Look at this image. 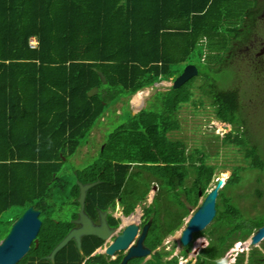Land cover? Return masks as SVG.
Returning <instances> with one entry per match:
<instances>
[{"label": "trees", "instance_id": "16d2710c", "mask_svg": "<svg viewBox=\"0 0 264 264\" xmlns=\"http://www.w3.org/2000/svg\"><path fill=\"white\" fill-rule=\"evenodd\" d=\"M258 6V0H0V242L22 216L13 220L16 212L34 206L42 221L38 246L33 243L18 264L121 262L123 255L115 261L91 256L104 244L96 236L83 237L81 251L72 240L54 261L47 259L76 227L77 182L96 183L85 205L93 220L98 210H115L118 204L129 216L151 185H158L157 192L173 191L169 199L174 203L183 189L187 201L198 204L200 192L206 196L215 186L218 165L208 163L211 155L204 146L189 153L185 141L174 136L181 128L183 106L204 109L206 100L217 123L229 125L222 145L236 146L242 164L233 167L219 191L212 232L195 234L209 240L196 264H222L237 242L247 241L264 225V210L252 216L240 207L243 195L237 193L244 187L245 172L264 171V158L246 135L236 94L222 91L214 77L235 44L244 43L240 34L254 28ZM188 65H195L198 74L178 88L157 91L138 113L130 110L126 121L104 138L94 163L82 169L66 165L88 145L111 105L130 108L137 93L161 79L175 81ZM198 78L206 85L198 84ZM95 87L98 93L89 96ZM144 174L151 181L143 182ZM189 176L194 180L185 189ZM263 195L256 188L253 197ZM159 202L146 209L154 214L146 240L151 248L181 224L168 222L160 229V215L168 213ZM254 204L256 209L260 203ZM181 207L187 209L183 203ZM6 213L12 215L3 221ZM109 222L118 226L121 220L110 215ZM140 263L135 258L128 262ZM234 264H264V241L240 253Z\"/></svg>", "mask_w": 264, "mask_h": 264}, {"label": "rangeland", "instance_id": "374dc122", "mask_svg": "<svg viewBox=\"0 0 264 264\" xmlns=\"http://www.w3.org/2000/svg\"><path fill=\"white\" fill-rule=\"evenodd\" d=\"M260 4L262 5V7L260 8V11L256 13L254 28L250 31L249 34H240L238 39L244 36V43L241 41L236 42L238 44H243L238 46H236L235 44L233 48L234 50L229 52V55L225 57V59H227V64L221 65L218 71L219 73L214 77L216 80V84L222 91L236 94L235 104L237 106V113L239 114L241 122L244 125L246 135L249 137L251 143L257 148L259 153L264 158L263 1H260ZM33 41L36 42V39H33ZM207 74L211 76V79H213V71L209 70L207 71ZM197 80H199V82L197 81L198 84L206 85V83L201 80V78H198ZM173 83L174 80L161 79L159 84L133 96L131 99L132 104L130 108L121 109V104H118V102L114 105H111L105 113L109 117L105 116L104 118H102V124L100 123V125L98 123L96 125V128L92 130L91 134L89 135L90 137L88 138V145L84 148H81L78 151L77 155H75V157L72 158L71 161L66 165L70 167L75 166L76 169H82L94 163V161H96L99 156L98 150L100 146H103L102 144L104 142V138L107 139L108 135L112 132L111 130L115 129L117 125L121 124L120 121H126L124 118L128 117L130 110L133 113H138L141 109L148 106V103L150 102L154 94L157 93V91H165L166 89L172 87ZM136 96L138 99L135 98ZM205 106L206 107L204 109L200 108L199 110L195 109V106L191 104L183 106L180 112V119L182 121L181 128L175 131L174 138L183 139L188 147L189 153H191L192 150L194 151L195 149L204 146L206 148V151L211 155L210 159H208V163L212 165H218L217 179H215V182H217L219 179H225V181H227V179L231 175L233 167L242 164L241 162H239V160L241 159V154L239 153L238 148L234 145L229 147L222 145L221 137H223L225 132L229 131V125L217 123L213 113V108L211 107L209 101H205ZM215 136H219L218 141L215 139ZM243 166L245 167L246 164L244 163ZM136 170H138V168ZM151 177L152 176L150 174H144L141 180L143 182L144 180L148 182L151 181ZM245 178L246 179L244 187H242L241 189L237 188L239 189L237 190V193L243 195L241 196V199L243 200H241L240 202V207L249 210L250 214L253 216L259 211L264 210V195L261 199L258 197H253L256 188H259L264 192V171H247L245 172ZM193 180L194 179L189 176L185 180V183H183V187L185 189H189L192 186ZM213 184L214 183L212 182L211 185ZM156 188H158V185H151L149 194L141 203L138 204L135 210L136 214L134 216L133 213L132 216H134V219H137L143 214L144 211L146 217L148 213L152 217L154 214L149 211L147 212L146 209L149 207L154 208L153 205H156L160 201L161 204H159V208L162 211H166L168 214L164 213L163 215H160L161 217L159 221V228L161 229L162 226L167 225L168 222H170L171 224H177V221H180V227L175 231V233H171L172 236L170 239L173 242L175 241L179 243L181 238L180 233L186 229L188 220L196 212V210L198 209L197 207L199 206V202L201 201L199 200L198 204H190L189 201H187V197L185 196L183 189H180L179 191L181 194L179 196V200H176L177 203H174V198L169 199L173 191L168 188H162V191H158V193ZM211 189H209L208 192ZM156 193L158 194V196ZM153 196H155V202L153 200ZM256 202L260 204L255 209L253 206ZM181 203L185 204L186 208L189 204L192 205L191 207L193 208L191 209V211L190 207L189 210L188 208L184 209L181 207ZM196 204L197 207H195ZM119 208L122 209L121 206H119ZM120 209L118 211L119 214L121 211ZM23 214L24 213L18 214V212H16L14 214V217L12 216L13 220L16 219L19 215ZM63 214H65V217H67L66 213ZM10 215L12 214L6 213L1 217V219L5 221ZM120 216L123 219V222L121 221L123 225L126 226L128 223H131L130 219H124L122 213L120 214ZM126 217L129 218V216ZM124 220H127V223H125ZM211 227H213V223H211L202 232H207V230H210L212 232ZM199 240L207 241V237H201ZM205 245L207 244L205 243ZM235 245L237 246H235V249H238V244ZM260 246L261 243L254 246H248L247 249L245 248L246 250H244V248L240 249V247L238 251L240 253L242 251L249 252L251 248ZM229 252L221 260L222 264H233L236 261L238 253L232 254L234 257H231V253L229 254ZM246 255L248 254L246 253Z\"/></svg>", "mask_w": 264, "mask_h": 264}, {"label": "water", "instance_id": "95a60500", "mask_svg": "<svg viewBox=\"0 0 264 264\" xmlns=\"http://www.w3.org/2000/svg\"><path fill=\"white\" fill-rule=\"evenodd\" d=\"M103 83H106V78L102 72H98ZM198 74V69L195 65H188L185 67L183 73L178 76L174 83L173 88H178L192 77ZM98 93V88L95 87L89 91L88 95L93 96ZM80 187V195L78 202L80 210L78 218L73 220L76 227L72 228L66 237L53 249L47 259L54 261L55 255L65 247L70 241L74 240L78 249H82V238L85 236H96L105 242L112 240L111 244L107 247V255H113L117 251L127 252L126 257L121 264H126L133 258H143L150 253V250L145 246L147 238L148 223L139 234L138 222L128 223L126 226L121 225L120 228L114 229L108 225V212L99 211V223H95L93 219L87 214L85 210L87 192L90 188L94 187L96 183L83 184L77 182ZM226 181L219 179L215 186L202 198V203L198 210L192 215L187 223L186 229L182 232L180 243L187 246L191 243L194 234L204 231L214 220L217 209L216 203L219 191L223 188ZM203 194L200 192V197ZM41 212L34 206H30L24 214L17 219L8 235L0 242V264H18L30 251L33 243L38 246V235L42 227L40 219ZM129 215V218H132ZM114 236V238H113ZM112 237V238H111ZM264 241V225L257 229L245 243H241L240 249H247L249 246H254ZM232 254H237L233 251ZM233 255H231L232 257ZM234 257V256H233ZM190 260L186 264H192Z\"/></svg>", "mask_w": 264, "mask_h": 264}, {"label": "flooded vegetation", "instance_id": "af4514ba", "mask_svg": "<svg viewBox=\"0 0 264 264\" xmlns=\"http://www.w3.org/2000/svg\"><path fill=\"white\" fill-rule=\"evenodd\" d=\"M260 1H263V3H264V0H258V4H259L258 9H259V11H260V8L262 7V5L260 4ZM153 197H155V196H153ZM98 211H100V210H98ZM105 212H108V216H107L108 225L111 228H114V229L120 228L122 223H120L118 226H113L111 224V222H109V216L112 215L114 217H117V219L121 220V216H120L121 213L119 214V212L116 209L115 210H108V211H105ZM133 213H134V216H135L136 212L134 211ZM98 214H99V212H98ZM122 215H124V214H122ZM125 218H126V216H125ZM132 219H134V218L132 217ZM93 221L95 223H99V216H98L97 220H93ZM124 222L127 223V220H124ZM148 223L150 224V226L148 228L147 237L149 235V231H150V229L152 227V224H153V218L146 217L145 214H144V211H143V214L141 215V218L138 220V225H139V234L138 235L141 234L143 228ZM171 236L172 235L170 234L167 237H165L163 239V241L158 246H156L155 248H151V247L147 246V248L150 250V253L146 256L147 257L146 259H144V258H135V259H139V260L141 259V261L143 260L142 264H147L148 262H150L152 260H157L159 262V264H173L174 261H177L178 263L180 261H182L183 264H186L187 262H189L192 259V258H190L191 255H192V257L194 256V258H196L195 263H197L199 258H200L202 250L205 247H207L208 244H209V240L208 239H207L208 242L207 241H201V240H199L200 238L198 236H196L195 234H194V237L191 240V243L188 244L187 246L182 245L180 242L179 243L175 242V241L173 242L172 240H170ZM113 238H114V236H113ZM146 240H147V238H146ZM111 242H112V240H109L108 242H105V244H106L105 251L107 249L108 244L111 243ZM205 243L207 245H205ZM116 254H118V257H119V255L120 256H122V255L124 256L125 255L124 258L126 257V254H124V252H122V251H118ZM156 256L158 258H156Z\"/></svg>", "mask_w": 264, "mask_h": 264}, {"label": "crops", "instance_id": "0c3cea01", "mask_svg": "<svg viewBox=\"0 0 264 264\" xmlns=\"http://www.w3.org/2000/svg\"><path fill=\"white\" fill-rule=\"evenodd\" d=\"M150 88H152V87H150ZM148 89V88H147ZM146 90V89H145ZM142 92V91H141ZM143 92H144V90H143ZM138 94V93H137ZM156 94V93H155ZM154 94V95H155ZM132 104V103H131ZM199 196H200V194H199ZM200 201L201 202H199V206L201 205V203H202V199H201V197H200ZM119 206H121L120 204H118L117 205V207H116V209H117V211H119ZM122 207V206H121ZM121 211H120V213H122L123 214V208L122 209H120ZM100 211H102V210H100ZM99 212V211H98ZM114 217V216H113ZM132 217H134V216H132ZM115 219L117 218V217H114ZM141 218V216H139V218H137V219H134L133 221H135V222H138V220ZM121 220H122V222H123V219H122V217H121ZM133 221H131V222H133ZM182 233V232H181ZM180 233V234H181ZM172 235V234H171ZM199 238H201V237H199ZM111 243H109L108 244V246L110 245ZM107 246V247H108ZM145 246L147 247H150L149 245H147V241H145ZM105 247H106V244H105V242H104V244L102 245V246H100L91 256H95V255H105V256H107L108 258H109V260H111V261H115V260H117L119 257H118V254H116L117 252H115L113 255H107V253H106V251H105ZM81 251V250H80ZM127 252H124V254H126ZM116 254V255H115ZM125 256V255H124ZM124 256H123V259H124ZM144 259H146L147 257L145 256V257H143ZM190 258H192L191 260H193L192 261V264H196L195 263V261H196V258H194V256L192 257V255H191V257ZM123 259L121 260V262L119 263V264H121L122 263V261H123ZM130 261V260H129ZM128 261V262H129ZM128 262L126 263V264H128ZM142 262H143V260L141 261V264H142ZM148 264V263H147ZM177 264H183V262L182 261H180L179 263L177 262Z\"/></svg>", "mask_w": 264, "mask_h": 264}, {"label": "clouds", "instance_id": "9594fccd", "mask_svg": "<svg viewBox=\"0 0 264 264\" xmlns=\"http://www.w3.org/2000/svg\"><path fill=\"white\" fill-rule=\"evenodd\" d=\"M156 187H157V186H156ZM156 190H158V188H156ZM204 197H205V196H201V199L204 198ZM197 208H199V206H198ZM197 210H198V209H197ZM197 210H196V211H197ZM131 214L133 215V213H131ZM131 214H130V215H131ZM122 216H123L124 219H125V216H124V215H122ZM126 218H127V217H126ZM190 218H191V217H190ZM130 220L132 221L133 219L130 218ZM188 221H189V220H188ZM174 233H175V232H174ZM181 236H182V233H181ZM247 241H248V240H247ZM245 242H246V241H245ZM245 242H237L236 244L239 245V243H245ZM235 246H236V245H235ZM235 246L231 249V251L229 252V254L231 253V255H232L233 251H237V253H238V255H239V253H240V252L238 251L239 248H238V249H235V248L237 247V246H236V247H235ZM244 250H246V249H244ZM242 252H245V251H242ZM242 252H241V253H242ZM232 257H233V256H232ZM234 263H235V262H234ZM234 263H233V264H234ZM230 264H232V263H230Z\"/></svg>", "mask_w": 264, "mask_h": 264}, {"label": "bare ground", "instance_id": "6f19581e", "mask_svg": "<svg viewBox=\"0 0 264 264\" xmlns=\"http://www.w3.org/2000/svg\"><path fill=\"white\" fill-rule=\"evenodd\" d=\"M138 97H139V96H138ZM135 98L138 99L137 96H136ZM136 101H137V100H136ZM224 181H225V179H224ZM246 245L249 246V243H247Z\"/></svg>", "mask_w": 264, "mask_h": 264}, {"label": "built area", "instance_id": "2783aa9c", "mask_svg": "<svg viewBox=\"0 0 264 264\" xmlns=\"http://www.w3.org/2000/svg\"><path fill=\"white\" fill-rule=\"evenodd\" d=\"M32 44H33V45H35V44H36V42H35V41H32Z\"/></svg>", "mask_w": 264, "mask_h": 264}]
</instances>
